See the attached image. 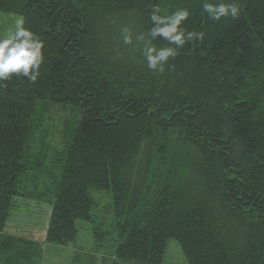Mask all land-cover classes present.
I'll list each match as a JSON object with an SVG mask.
<instances>
[{
	"label": "trees",
	"instance_id": "1",
	"mask_svg": "<svg viewBox=\"0 0 264 264\" xmlns=\"http://www.w3.org/2000/svg\"><path fill=\"white\" fill-rule=\"evenodd\" d=\"M204 2L221 0H0L45 43L37 82H0V264H41V245L6 227L43 171L33 151L47 102L80 109L46 243H72L78 220L96 248L118 240L109 257L75 252L72 264H160L171 239L188 264H264V0H234L239 18L218 21ZM156 8H187L182 27L203 34L161 74L135 41Z\"/></svg>",
	"mask_w": 264,
	"mask_h": 264
},
{
	"label": "rangeland",
	"instance_id": "2",
	"mask_svg": "<svg viewBox=\"0 0 264 264\" xmlns=\"http://www.w3.org/2000/svg\"><path fill=\"white\" fill-rule=\"evenodd\" d=\"M20 18L21 16L16 13L0 12V37L14 29L15 22ZM47 104V117L49 118L42 127L41 135H37L38 143L34 145L33 151L39 154L43 171L38 176V185L30 188L29 196L15 198L16 206L7 222L6 232L37 241L42 248L41 264H72L75 252L88 254L95 252L98 260L104 253L109 257L107 253L114 250L118 240L112 237L103 243L102 248H96L89 223L85 221H76L77 235L72 243L61 246L48 244L45 241L47 223L51 213L49 202L54 197L51 182L59 178L61 170L59 160L62 156L59 152L66 147V134L80 109L73 108L72 112L70 106L48 102ZM52 107L55 111H52ZM52 175L54 177H51ZM160 264H188L176 240L168 241L165 256Z\"/></svg>",
	"mask_w": 264,
	"mask_h": 264
},
{
	"label": "clouds",
	"instance_id": "3",
	"mask_svg": "<svg viewBox=\"0 0 264 264\" xmlns=\"http://www.w3.org/2000/svg\"><path fill=\"white\" fill-rule=\"evenodd\" d=\"M203 10L212 20L221 18L238 19L241 13L237 2L203 3ZM156 8L151 15L153 26L147 33L135 36L137 45H142V55L147 61V68L157 74L164 71V65L170 58L178 55L186 43L202 38V33L188 31L182 27V23L191 15L187 8L178 9L171 15H158ZM123 43L133 44V33L125 27L122 29ZM161 38L167 41V47H158L154 41ZM45 43L30 28L25 26V20L21 17L15 22L14 29L0 37V82L10 81L14 77L26 78L35 83L41 75V65L44 63ZM6 87V84H0Z\"/></svg>",
	"mask_w": 264,
	"mask_h": 264
}]
</instances>
